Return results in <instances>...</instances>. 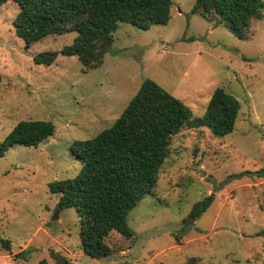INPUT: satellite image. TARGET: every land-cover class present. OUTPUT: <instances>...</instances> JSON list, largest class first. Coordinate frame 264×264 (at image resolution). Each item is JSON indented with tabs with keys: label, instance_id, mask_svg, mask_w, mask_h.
<instances>
[{
	"label": "rangeland",
	"instance_id": "rangeland-1",
	"mask_svg": "<svg viewBox=\"0 0 264 264\" xmlns=\"http://www.w3.org/2000/svg\"><path fill=\"white\" fill-rule=\"evenodd\" d=\"M170 1L165 25L141 30L118 23L111 51L96 69H85L75 56L35 64L34 56L59 51L75 33L48 35L25 49L11 23L17 5L0 7V142L21 121H50L55 128L38 147L14 145L0 157V239L10 242V253L0 244V264H56L50 252L73 264H186L191 258L264 264V11L237 38L191 14L195 0ZM145 79L194 118L204 116L217 87L240 110L223 137L190 125L172 137L153 195L127 215L133 237L111 232V254L97 260L81 248L76 210H59L48 186L77 175L69 146L109 128ZM231 177L240 179L212 193L213 181ZM211 194V206L184 224L192 206Z\"/></svg>",
	"mask_w": 264,
	"mask_h": 264
},
{
	"label": "trees",
	"instance_id": "trees-1",
	"mask_svg": "<svg viewBox=\"0 0 264 264\" xmlns=\"http://www.w3.org/2000/svg\"><path fill=\"white\" fill-rule=\"evenodd\" d=\"M9 1L18 7L11 23L25 49L48 35L75 33L72 42L59 51L34 56L35 64L50 66L59 55L75 56L85 69L101 66L111 51L118 23L141 30L165 25L171 8L170 0H0V7ZM263 11L264 0H195L191 8V14L226 28L237 38L245 36L251 21L259 19ZM239 110L238 100L217 87L204 116L194 118L189 107L145 79L109 128L91 139L74 141L68 150L79 162V172L71 179L50 183L48 188L58 195L59 210H76L83 252L101 260L111 254L106 243L111 232L126 239L133 237L127 215L144 195H153L173 136L190 125L206 127L223 137L233 131ZM54 130L50 121H21L0 142V157L14 145L36 148L51 138ZM212 202L211 194L195 203L184 224L196 221ZM0 244L10 253L8 240L0 239ZM50 256L56 264H73L59 253L50 252ZM186 264H197V260L191 258Z\"/></svg>",
	"mask_w": 264,
	"mask_h": 264
},
{
	"label": "water",
	"instance_id": "water-1",
	"mask_svg": "<svg viewBox=\"0 0 264 264\" xmlns=\"http://www.w3.org/2000/svg\"><path fill=\"white\" fill-rule=\"evenodd\" d=\"M238 179H240V177H231V178H229V179H227L225 182H223L221 185H216V182H212V193H215V192H217V191H219L220 189H222L224 186H226V185H228L229 183H231L232 181H234V180H238ZM57 215H58V211H56V213H55V216H54V218L53 219H57Z\"/></svg>",
	"mask_w": 264,
	"mask_h": 264
}]
</instances>
